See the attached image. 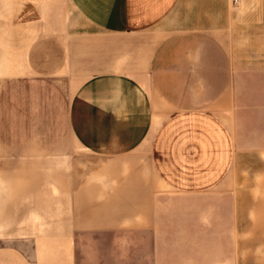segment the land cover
I'll list each match as a JSON object with an SVG mask.
<instances>
[{
    "label": "crops",
    "instance_id": "0c3cea01",
    "mask_svg": "<svg viewBox=\"0 0 264 264\" xmlns=\"http://www.w3.org/2000/svg\"><path fill=\"white\" fill-rule=\"evenodd\" d=\"M0 264H264V0H0Z\"/></svg>",
    "mask_w": 264,
    "mask_h": 264
},
{
    "label": "rangeland",
    "instance_id": "374dc122",
    "mask_svg": "<svg viewBox=\"0 0 264 264\" xmlns=\"http://www.w3.org/2000/svg\"><path fill=\"white\" fill-rule=\"evenodd\" d=\"M121 42V41H120ZM119 41H113L112 44L108 45H94V47L90 50L89 46L86 49V52L89 54L90 52L93 54H97L101 56L99 57V60L103 61L104 64L108 63L110 64L111 61H113V67L116 68L117 66H121V62L123 58H127L128 55L136 56L137 54L142 55V51L144 50V43L143 41L138 43V42H124L120 43ZM129 44V45H128ZM140 44V45H139ZM131 59V58H130ZM87 62L89 61V55L86 56L85 59ZM94 60V59H93ZM243 161H251V159L248 157H242ZM255 161V159H254ZM256 161L260 162V160L256 159ZM177 204L180 205H188L189 201H182V200H177ZM166 203L170 202V200L165 201ZM175 204V206L177 205Z\"/></svg>",
    "mask_w": 264,
    "mask_h": 264
},
{
    "label": "built area",
    "instance_id": "2783aa9c",
    "mask_svg": "<svg viewBox=\"0 0 264 264\" xmlns=\"http://www.w3.org/2000/svg\"><path fill=\"white\" fill-rule=\"evenodd\" d=\"M238 3V0H234V4H237Z\"/></svg>",
    "mask_w": 264,
    "mask_h": 264
}]
</instances>
